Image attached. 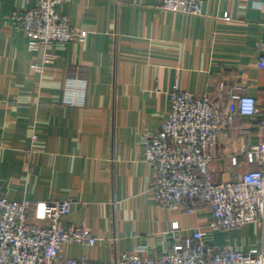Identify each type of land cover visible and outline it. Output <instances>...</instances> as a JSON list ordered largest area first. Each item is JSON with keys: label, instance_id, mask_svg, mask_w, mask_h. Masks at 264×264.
Returning a JSON list of instances; mask_svg holds the SVG:
<instances>
[{"label": "crops", "instance_id": "1", "mask_svg": "<svg viewBox=\"0 0 264 264\" xmlns=\"http://www.w3.org/2000/svg\"><path fill=\"white\" fill-rule=\"evenodd\" d=\"M35 5L0 0V196L71 200L60 225L97 238L64 245L79 259L108 264L116 252L133 251L158 257L198 228L209 245L264 252V221L221 229L208 207L170 208L154 199L156 170L140 142L166 119L176 88L224 104L232 94L252 95L264 106V0H205L199 15L166 10L161 0H66L57 11L89 35L56 42L49 61L13 18ZM79 79L86 85L71 104L67 81ZM261 142L258 116L238 114L213 150L215 178L256 168L232 158Z\"/></svg>", "mask_w": 264, "mask_h": 264}, {"label": "built area", "instance_id": "2", "mask_svg": "<svg viewBox=\"0 0 264 264\" xmlns=\"http://www.w3.org/2000/svg\"><path fill=\"white\" fill-rule=\"evenodd\" d=\"M66 0H36V5L14 12L18 28L27 35L30 48L44 52L45 61L54 57L56 42H84L89 30L72 26L57 6ZM205 0H161L164 9L199 15ZM117 36V33H116ZM259 65L264 67V44ZM40 70V65H34ZM85 80H68L67 102L74 104V91ZM258 116L264 127V106L252 95H231L227 104L208 92L196 94L176 88L170 92L167 117L157 130L140 138L145 159L156 175L152 186L154 199L170 208L208 207L212 225L233 229L264 221V142L244 149L240 158L257 167L230 180L216 179L210 169L213 150L222 134L232 131L237 115ZM34 138H38L35 134ZM71 200H10L0 196V264H103L64 253L70 243L96 244L88 228H66L60 219L71 212ZM206 232L196 229L158 257L133 252H116L108 264H264V252L253 248L241 251L230 244L209 245Z\"/></svg>", "mask_w": 264, "mask_h": 264}]
</instances>
